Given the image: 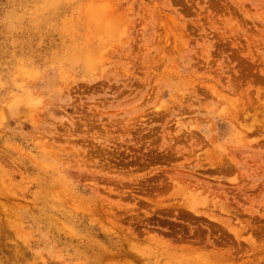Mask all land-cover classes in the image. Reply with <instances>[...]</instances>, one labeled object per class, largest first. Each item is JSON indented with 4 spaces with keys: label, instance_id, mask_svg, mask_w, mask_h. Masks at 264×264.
<instances>
[{
    "label": "rangeland",
    "instance_id": "rangeland-1",
    "mask_svg": "<svg viewBox=\"0 0 264 264\" xmlns=\"http://www.w3.org/2000/svg\"><path fill=\"white\" fill-rule=\"evenodd\" d=\"M0 264H264V0H0Z\"/></svg>",
    "mask_w": 264,
    "mask_h": 264
},
{
    "label": "bare ground",
    "instance_id": "bare-ground-1",
    "mask_svg": "<svg viewBox=\"0 0 264 264\" xmlns=\"http://www.w3.org/2000/svg\"><path fill=\"white\" fill-rule=\"evenodd\" d=\"M175 181H176V180H175ZM177 182H178V181H177ZM177 182H176V183H177ZM202 193H203V192H202ZM200 194H201V193H200ZM206 194H207V193H206ZM201 195L203 196V194H201ZM204 195H205V194H204ZM208 195H209V193H208ZM205 196H206V195H205ZM206 197H207V196H206ZM206 197H202V198L204 199V198H206ZM215 200H216V199H215ZM213 201H214V200H213ZM213 201H212V202H213ZM219 202H220V201H219ZM213 203H214L213 205H214V207H215V205H216V204H215V201H214ZM216 203H218V200L216 201ZM223 203H224V202H223ZM186 205H187V204H186ZM186 205H185V206H186ZM189 205H190V206H186V209H188V210H186V211H185L184 208H181V209H183V210L186 212V213H184V215L188 214L187 211H188V212H191L190 210L193 211V212H191V213H194V212L196 213V212H199V211H200V210L198 209V207H196L195 205H193V204L191 205V203H190ZM218 205H219V204H218ZM225 205H226V204L222 205V201H221V203H220V210H221V211H220V212H224V211H228V212H230L231 210H232V211L234 210V209L231 208L230 206H227V205L225 206ZM228 205H229V204H228ZM185 206H184V207H185ZM187 207H189V208H187ZM230 208H231V210H230ZM189 209H190V210H189ZM214 209H215V208H214ZM183 210H182V211H183ZM218 210H219V209H218ZM232 211H231V212H232ZM228 212H226V214H227ZM182 214H183V212H182ZM227 215H228V214H227ZM228 220H229V219H228ZM231 227L233 228L232 225H231ZM233 230H234V229H233ZM231 232L233 233L232 229H231ZM234 232L236 233V230H235ZM233 234H234V233H233ZM235 236H236V235H235ZM237 237H238V236H237Z\"/></svg>",
    "mask_w": 264,
    "mask_h": 264
}]
</instances>
